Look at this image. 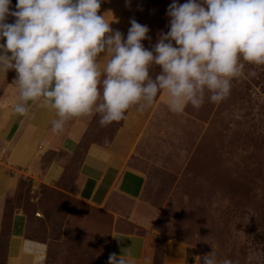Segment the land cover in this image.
I'll return each instance as SVG.
<instances>
[{
  "label": "rangeland",
  "instance_id": "374dc122",
  "mask_svg": "<svg viewBox=\"0 0 264 264\" xmlns=\"http://www.w3.org/2000/svg\"><path fill=\"white\" fill-rule=\"evenodd\" d=\"M242 62L230 94L203 117L187 107L183 113L170 111L162 91V107L132 106L125 119L106 126L97 113L80 116V124L71 127L77 138L71 153L38 151L14 168L6 161L16 154L15 142H0V183L5 182L0 264L14 215L23 218L25 234L45 239L59 235L69 213L87 210L78 196L79 165L90 144L112 148L121 157L135 150L126 164L145 176L137 205L157 234L156 257L164 239L171 238L191 259L214 250L218 261L264 264V65ZM2 74L0 88L10 84L13 70ZM6 104L13 109L14 95ZM120 200L125 213L136 203Z\"/></svg>",
  "mask_w": 264,
  "mask_h": 264
},
{
  "label": "clouds",
  "instance_id": "9594fccd",
  "mask_svg": "<svg viewBox=\"0 0 264 264\" xmlns=\"http://www.w3.org/2000/svg\"><path fill=\"white\" fill-rule=\"evenodd\" d=\"M101 3L16 0L13 7L12 0H0V71L17 74L16 114H27L28 101L44 98L58 116L51 122L54 132H62L70 118L92 113L106 126L125 119L132 106L143 111L160 91L170 111L183 113L189 104L200 108L206 95L209 102L223 101L244 69L242 61L264 65V0H171L168 30H160L150 49L142 43L151 40L146 24L130 19L125 38L111 27L110 11L111 18L100 14ZM153 65L160 69L154 77ZM45 248L39 241L22 243L32 264H44ZM107 264L130 261L111 253ZM199 264L233 261H218L212 250Z\"/></svg>",
  "mask_w": 264,
  "mask_h": 264
},
{
  "label": "crops",
  "instance_id": "0c3cea01",
  "mask_svg": "<svg viewBox=\"0 0 264 264\" xmlns=\"http://www.w3.org/2000/svg\"><path fill=\"white\" fill-rule=\"evenodd\" d=\"M184 1L179 0V3ZM170 3L171 0H129L128 4L126 0H102L99 11L100 14L106 12V18H111L113 14L115 19L111 27L120 30L125 38L130 19L146 24L151 40L145 39L142 43L150 49L160 30H168L169 18L165 13ZM106 60L107 56H103L101 70ZM159 71L150 69V74L154 77ZM16 75L13 70L10 84L0 88V142H15L16 154L7 157L9 166H21L23 159H33L38 151L47 149L63 148L68 153L74 152L77 138L71 127L80 124V116L66 121L64 130L57 133L52 130L51 122L58 116L55 109L44 103V98L28 101L29 112L25 115L8 110L6 103L12 95L14 103L19 100L18 88L13 83ZM214 104L207 100L206 95L200 108L190 104L187 108L194 115L203 117ZM150 107L153 110L162 107V91ZM74 120H77L76 123ZM134 151L130 150L121 157L112 148L88 145L79 165L81 185L78 192L80 199L86 202L87 210L81 214L69 213L59 235L45 239L25 234L23 218L14 215L4 264H32V258L22 251L25 239L39 241L46 246L44 264H107L111 253H116L118 257L122 255L130 264H199L198 258L191 259L185 247L171 238L164 239L163 248L156 257L157 234L149 228L144 211L137 205L145 176L137 168L126 164V159ZM4 187L5 182L0 183V199ZM120 197L136 202L127 213L119 210Z\"/></svg>",
  "mask_w": 264,
  "mask_h": 264
}]
</instances>
